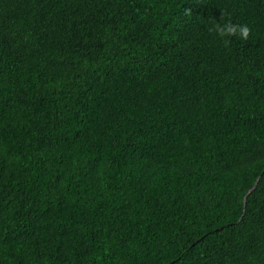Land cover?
I'll return each instance as SVG.
<instances>
[{
  "label": "trees",
  "instance_id": "16d2710c",
  "mask_svg": "<svg viewBox=\"0 0 264 264\" xmlns=\"http://www.w3.org/2000/svg\"><path fill=\"white\" fill-rule=\"evenodd\" d=\"M0 264H264V0H0Z\"/></svg>",
  "mask_w": 264,
  "mask_h": 264
},
{
  "label": "clouds",
  "instance_id": "9594fccd",
  "mask_svg": "<svg viewBox=\"0 0 264 264\" xmlns=\"http://www.w3.org/2000/svg\"><path fill=\"white\" fill-rule=\"evenodd\" d=\"M217 36L224 38L226 36H239L242 39H247L249 28L246 25H231V24H215L212 29ZM227 43V41H225Z\"/></svg>",
  "mask_w": 264,
  "mask_h": 264
}]
</instances>
